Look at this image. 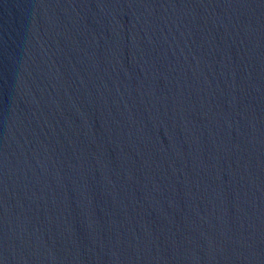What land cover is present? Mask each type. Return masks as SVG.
<instances>
[{"label":"water","instance_id":"water-1","mask_svg":"<svg viewBox=\"0 0 264 264\" xmlns=\"http://www.w3.org/2000/svg\"><path fill=\"white\" fill-rule=\"evenodd\" d=\"M0 264H264V0H0Z\"/></svg>","mask_w":264,"mask_h":264}]
</instances>
